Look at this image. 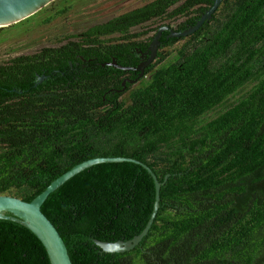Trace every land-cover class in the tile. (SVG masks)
Segmentation results:
<instances>
[{
	"label": "trees",
	"instance_id": "trees-1",
	"mask_svg": "<svg viewBox=\"0 0 264 264\" xmlns=\"http://www.w3.org/2000/svg\"><path fill=\"white\" fill-rule=\"evenodd\" d=\"M213 1L153 0L0 65V195L30 202L102 157L137 160L159 182L170 175L148 234L124 254L93 241L141 233L154 202L144 169L95 165L50 194L41 212L72 264H264V0H224L172 63L158 52L136 89L120 91L132 73L102 67L138 64L151 37L134 41L146 33L132 28L182 18L181 32ZM178 41L163 37L160 50ZM0 264L49 261L30 231L0 220Z\"/></svg>",
	"mask_w": 264,
	"mask_h": 264
},
{
	"label": "water",
	"instance_id": "water-1",
	"mask_svg": "<svg viewBox=\"0 0 264 264\" xmlns=\"http://www.w3.org/2000/svg\"><path fill=\"white\" fill-rule=\"evenodd\" d=\"M54 1L55 0H0V28L6 27L20 21L25 17H28ZM221 1L222 0H214L211 7L200 16L195 25L184 31L176 32L169 26L159 27L147 48L149 57L146 63H142L136 67H123L117 65L116 61L111 60V62L109 63L102 64V67H112L124 73L131 72L138 74L135 81L142 78L143 68L150 65L157 56V50L160 46L159 39L162 33L168 32L167 39H184L193 35L205 22L211 19L213 13L217 10ZM46 79V76H38L37 82L34 87ZM125 83L132 84L135 82H131L130 80L123 81L121 84L122 89L120 90L122 92L124 91ZM105 163H131L140 166L151 176V179L153 180L154 202L152 212L149 220L147 221V224L145 225L141 233L134 236L131 240L128 241H93L95 246L105 254H124L134 250V248L137 247L141 243L143 238L148 234L154 222L159 208L160 188L166 183L170 175H166L163 178V181L159 182L156 175L149 167L131 158L102 157L84 161L72 167L69 171L65 172L63 175L51 182L43 192L37 195L30 202H24L9 195H0V220L13 222L30 231L43 246L49 264H72L62 238L60 237L59 233L52 225V223L42 214L41 207L50 194L60 188L75 175L83 172L88 168H91L92 166Z\"/></svg>",
	"mask_w": 264,
	"mask_h": 264
},
{
	"label": "rangeland",
	"instance_id": "rangeland-1",
	"mask_svg": "<svg viewBox=\"0 0 264 264\" xmlns=\"http://www.w3.org/2000/svg\"><path fill=\"white\" fill-rule=\"evenodd\" d=\"M151 1L153 0H55L32 15L0 28V65L19 56L34 54L42 48L61 46L68 41V37L80 34L92 26L105 23ZM182 20V18L153 20L132 28L130 34L146 33L133 39L146 41L155 34L158 27L164 25L174 27ZM186 39H180L172 47L160 50L169 53L162 65L174 61L176 50L181 48ZM141 85L142 83L137 84L132 89ZM126 96L127 94L122 98Z\"/></svg>",
	"mask_w": 264,
	"mask_h": 264
},
{
	"label": "flooded vegetation",
	"instance_id": "flooded-vegetation-1",
	"mask_svg": "<svg viewBox=\"0 0 264 264\" xmlns=\"http://www.w3.org/2000/svg\"><path fill=\"white\" fill-rule=\"evenodd\" d=\"M224 0H222L221 1V3H220V5L218 6V8L222 5V2H223ZM217 8V9H218ZM209 9V8H208ZM207 9V10H208ZM206 11V10H205ZM204 11V12H205ZM217 11V10H216ZM215 11V12H216ZM204 12H202V14L204 13ZM214 12V13H215ZM213 13V14H214ZM201 14V15H202ZM212 18H213V15H212V17H211V19L209 20V21H207V22H205L204 24H208V23H210L211 22V20H212ZM184 20V19H183ZM183 20L182 21H180V22H178V23H176L175 24V26L174 27H172V26H169V25H164V26H169L171 29H173L174 31H176V32H178L177 30H178V24H180L181 22H183ZM161 27V26H160ZM159 28V27H158ZM157 31V30H156ZM156 33V32H155ZM167 35H168V32H164V33H162V35H161V37H160V46H159V48H158V50H157V54H158V52L160 51V48H161V46H162V38L163 37H165V40H170V39H167ZM154 36V35H153ZM153 36L151 37V40H152V38H153ZM151 40L148 42V45H147V47L145 48V50H143V51H138V53H139V58H138V64L136 65V66H138V65H140V64H142V63H146L147 62V59H148V57H149V53L147 52V48H148V46H149V44H150V42H151ZM180 40V39H179ZM156 58H157V56H156ZM156 58H155V60H156ZM155 60L150 64V65H152L154 62H155ZM150 65H148V66H145L144 68H143V77L142 78H140V79H137L136 81H135V79L137 78V75L138 74H135V73H132L133 74V78H131L130 79V77H129V75H125V78L123 79V81H125V80H130L131 82H135V83H132V84H129V83H125V84H128L131 88L133 87V86H135V85H139V84H141V83H144L147 79H149V75H144L145 74V72H146V70L148 69V67L150 66ZM135 66V67H136ZM128 73H131V72H128ZM126 91V90H125Z\"/></svg>",
	"mask_w": 264,
	"mask_h": 264
}]
</instances>
